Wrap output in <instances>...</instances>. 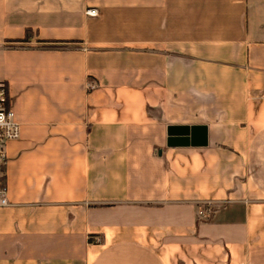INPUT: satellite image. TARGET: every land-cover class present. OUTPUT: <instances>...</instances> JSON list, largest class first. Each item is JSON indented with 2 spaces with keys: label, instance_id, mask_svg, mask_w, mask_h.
<instances>
[{
  "label": "crops",
  "instance_id": "obj_1",
  "mask_svg": "<svg viewBox=\"0 0 264 264\" xmlns=\"http://www.w3.org/2000/svg\"><path fill=\"white\" fill-rule=\"evenodd\" d=\"M0 81V264H264V0H0Z\"/></svg>",
  "mask_w": 264,
  "mask_h": 264
},
{
  "label": "built area",
  "instance_id": "obj_2",
  "mask_svg": "<svg viewBox=\"0 0 264 264\" xmlns=\"http://www.w3.org/2000/svg\"><path fill=\"white\" fill-rule=\"evenodd\" d=\"M85 15L89 17H97L96 9H88ZM21 125L17 121L11 107L9 89L7 83L0 81V209L11 205L7 198V189L1 180L4 177V169L6 165V146L9 142L20 138ZM208 213L203 208L198 210V216H204Z\"/></svg>",
  "mask_w": 264,
  "mask_h": 264
},
{
  "label": "water",
  "instance_id": "obj_3",
  "mask_svg": "<svg viewBox=\"0 0 264 264\" xmlns=\"http://www.w3.org/2000/svg\"><path fill=\"white\" fill-rule=\"evenodd\" d=\"M187 132L184 127H169L166 145L168 147L187 146L189 144V133Z\"/></svg>",
  "mask_w": 264,
  "mask_h": 264
},
{
  "label": "trees",
  "instance_id": "obj_4",
  "mask_svg": "<svg viewBox=\"0 0 264 264\" xmlns=\"http://www.w3.org/2000/svg\"><path fill=\"white\" fill-rule=\"evenodd\" d=\"M30 35V31H28L26 33V38L24 40H22L21 42L25 43V42H28V37ZM45 48H48V49H53V48H57L55 46H48V47H45ZM2 184H5V180H4V177H2V180H1ZM220 207V206H219ZM218 206H215V207H209L207 205H203L202 208L204 210H206L208 212V215H209V218H212V216L214 215V213L217 211V209H219ZM222 207V206H221ZM90 241H91V238H90Z\"/></svg>",
  "mask_w": 264,
  "mask_h": 264
},
{
  "label": "rangeland",
  "instance_id": "obj_5",
  "mask_svg": "<svg viewBox=\"0 0 264 264\" xmlns=\"http://www.w3.org/2000/svg\"><path fill=\"white\" fill-rule=\"evenodd\" d=\"M209 207H215V206H209ZM201 208H202V206H201Z\"/></svg>",
  "mask_w": 264,
  "mask_h": 264
}]
</instances>
